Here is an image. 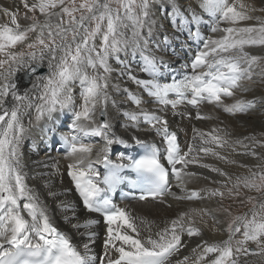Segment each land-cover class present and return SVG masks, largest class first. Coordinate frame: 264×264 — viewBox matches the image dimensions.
I'll use <instances>...</instances> for the list:
<instances>
[{
	"label": "snow or ice",
	"instance_id": "1",
	"mask_svg": "<svg viewBox=\"0 0 264 264\" xmlns=\"http://www.w3.org/2000/svg\"><path fill=\"white\" fill-rule=\"evenodd\" d=\"M22 2L28 12L33 13L31 17H26L32 22L25 27L18 23L16 13L0 7V12L10 19V24L0 25V264H250L248 257H258L260 264H264V201L254 203L249 213L232 219L227 239L211 244L202 241L191 250V255L173 261V257L178 256L184 247L182 235L201 236L200 229L193 226L191 218L186 224V214L182 213L169 226L158 231L154 238L147 221L117 207L111 198V194L125 182V177L121 175L124 168L136 174L132 187L139 190L140 201L156 200L169 194V170L162 159H166L171 166L177 187H181L182 191L185 190L186 177L201 175L186 171L191 164L224 177L223 181L213 182L227 189L229 197L239 196L241 186L249 191L264 192V157L257 156L242 140L235 141L242 148L238 154L252 156L261 163L255 166L257 171L240 165L248 168L249 174L237 176L233 181L227 172L201 162L199 156L203 153L224 163L235 164L236 161L216 150L228 147L236 153V147L226 136L219 135L216 129L211 133H198L200 144L189 145L182 153L176 133L169 130L168 120L155 111L143 109L142 98L125 87L126 99L139 111L121 110L127 122L124 126L140 131L141 124L147 125L144 130H154L157 136L162 137L166 147L162 154L156 144L133 135L131 139L144 150L143 155L130 158L127 165L113 164L108 155L114 144L128 145L127 140L113 132L108 118L109 102L113 108L120 110L116 101H110L107 91L110 75L114 71L108 62L110 57H115L122 65L121 75L127 74L129 80L155 104L164 109L170 106L173 114H177L175 110L180 105L188 104L197 109V119H206L200 115L199 105L205 102L222 105L224 98L232 97L234 90L241 88L242 81L253 80L254 67L264 59L245 51L246 46H264V20L250 15L257 9L246 7L239 0H199L198 7L209 18L205 21L191 4L182 9L177 0H34L31 5L27 0ZM113 3L116 7L112 6ZM155 6H159L161 14L168 13L174 32H187L188 37L197 42L190 64L191 73L180 79L173 78L170 83L159 80L161 69H166L168 65L148 50V37L157 27L153 20ZM259 11H264V8ZM37 12L42 20L37 17ZM248 20H257L258 24L239 26L240 22ZM204 23L209 24L212 33L223 35L219 38L204 37L199 28ZM222 24L229 26L221 27ZM129 28L131 37L122 31ZM145 29L147 36L142 35ZM98 37L99 44L96 42ZM179 38L176 36V39ZM200 41H203L202 47ZM129 49L133 57L139 52L141 71L148 78H137L119 59L118 54ZM45 61L47 75H40L39 69L45 66ZM88 69L92 70L91 74ZM21 73L32 82V89L21 88ZM259 75L264 76V72ZM76 81H79L81 89L79 109L72 94V85ZM112 87L120 90L119 85ZM33 107L37 121L51 119L56 112L67 110L72 114V134L62 137V144L65 158L77 159L68 164L67 174L82 199L84 209L103 217L106 236L99 256L92 250L96 233L91 229L100 221L87 218L81 223L74 206L70 202L59 201L58 207L65 214L66 222L77 232L85 229L80 232L86 237L81 252L53 224L47 204L26 183L20 146L26 131L23 120ZM253 107L255 102L241 100L225 105L223 111L235 115L247 113ZM81 121L93 126L86 127ZM83 137H100L104 141L95 161L90 159L93 145L85 143ZM260 146L264 147V144ZM124 158L120 156V159ZM85 159H88L86 165ZM100 163L107 169L103 175L94 166ZM57 165L58 162L51 167L58 172ZM48 166L45 164V167ZM45 186L49 187L50 197H57L58 193L51 190L47 181ZM202 191L192 190L176 199L225 198V191L219 188L204 194ZM254 199L249 197L248 202ZM224 211L231 215L228 209ZM141 225L144 231L149 232L147 237L142 236ZM238 233L241 234L240 239L236 238ZM249 244H254L255 248ZM242 257L245 259L242 260Z\"/></svg>",
	"mask_w": 264,
	"mask_h": 264
},
{
	"label": "bare ground",
	"instance_id": "2",
	"mask_svg": "<svg viewBox=\"0 0 264 264\" xmlns=\"http://www.w3.org/2000/svg\"><path fill=\"white\" fill-rule=\"evenodd\" d=\"M257 2V6L252 7L246 5V7L256 8L257 11L251 12L250 15L254 17H259L260 20H264V11H259L260 8H264V0H254ZM33 3L34 0H31ZM178 5L183 9L191 4V7L196 9L197 13L202 15L205 21H208L207 13L203 12L202 9L198 7L199 0H186V3H179ZM0 7L8 8L11 12L16 13V18H18L20 12L23 9L22 0H0ZM156 7V6H155ZM159 7V6H157ZM161 14L159 10H155L153 15V20L155 21L157 27L156 33L152 34L150 37L159 40L160 34H164L169 38V42L175 46L176 43H179L184 35L180 33L174 32L173 26L168 23L162 22L160 18ZM41 20L43 19L40 18ZM20 25H28L31 22H21L17 19ZM2 24H10V19L8 16L4 15L0 12V25ZM258 24L257 20H248L240 22L239 26H255ZM11 26V25H10ZM205 25L201 24L199 26L202 35L208 34L212 38H219L223 35L220 32L211 33L205 32ZM228 25H221V27H227ZM14 27V26H13ZM25 27V26H22ZM208 27V26H207ZM125 35L127 37H131V29H123ZM147 33V30H143V33ZM176 36H179V39H176ZM185 39V38H184ZM192 40V39H191ZM187 41V40H185ZM194 41V40H193ZM196 42V41H195ZM99 44V43H97ZM180 47V45H179ZM186 46H181V48L172 47L166 48L162 46H156L154 44L148 45L149 52L154 55L158 60H162L168 65L167 72L171 71L176 75L175 79L182 78L186 73H191V67L187 68L185 65H181L176 62V60H180L181 57L178 56L180 53L185 56L188 60L193 59L194 54L185 51ZM178 49V50H177ZM177 51V52H176ZM245 51L250 55H256L259 57H264V46H253V47H245ZM170 54V55H169ZM119 59L123 61L124 64L128 65L132 74H134L137 78L145 79L148 78L147 74L142 72L139 68L138 60L136 57H140L139 52L133 57L131 49L127 52H121L118 54ZM124 56V57H122ZM141 58V57H140ZM123 59H127L128 63L124 62ZM109 64L114 69L109 78L110 87L108 88V94L110 97V101H116V104L119 106L117 108H113L111 102H109L107 107L108 118L113 126V132L120 136L121 138L128 141L127 146L114 144L111 147V151L109 152V160L114 164H128L130 162V158L135 153V146H138L132 141L131 137L133 135L139 137L142 140H145L149 143H154L158 147H160L161 152L163 154V150L166 147V144L163 142L162 137L157 136L154 130L145 131L144 129L148 128L147 125H140L141 130L137 131L131 127H125L124 125L127 123L122 114L121 110L127 111H139L131 103L126 99V93L123 92V88H128L131 92L136 95H139L142 100L148 102L147 105L143 103L144 106H141L143 109L147 111H155L157 115L163 116L168 120L169 130L175 132L178 138V144L181 152H186L189 145H199L200 137L198 133H211L213 129L218 130V134L221 136H226L229 140L230 144L236 147V153L231 151V148L224 149H216L220 151L222 155H225L230 160L236 161L235 164H227L222 161L217 160L212 156H205L203 153H200L199 156L202 158L201 162L208 163L213 165L214 167L221 168L223 171L227 172L235 181L237 176H246L249 174L248 168L240 167V165H247L253 167L254 171L258 169L255 168L257 164H260L261 161L253 158L252 156L240 155L242 148L240 145H236V140H242L244 144H247L249 148L253 149L257 156L264 157V147H261V144H264V76L261 75H253L255 81L253 82L252 91L250 93L244 94L239 89L234 90V95L227 99L224 98V103L222 105H214L207 104L206 102L203 105H199V113L203 117H207V119H197L196 113L197 109L193 108L191 105L182 104L175 111L177 114H173V110L170 106L167 109H164L160 105H154L152 99L147 96L142 89L136 88L137 86L129 80L128 75H121L122 65L117 62L115 57L109 58ZM187 62V61H182ZM45 66L42 67L48 72V69ZM257 70V73L260 74L264 72V59H261L258 63V66L254 67ZM44 73V70L40 69L39 73ZM89 74H91L92 70L88 69ZM42 73V74H43ZM166 73V72H165ZM170 75V74H168ZM20 80L22 89H32V82H29L27 77L23 76ZM169 77V76H168ZM166 79H168L169 83L172 79L167 78L164 73L159 74V80L163 83H166ZM77 84L72 85V94L74 97L75 104L79 106L81 104L80 99V85L79 81H76ZM112 85H119L120 90L118 91ZM26 87V88H23ZM250 88V89H251ZM174 98V97H171ZM253 101L255 102V107L251 108L247 113H236L235 115H231L223 111V107L225 105H232L237 101ZM153 102V103H152ZM152 108V109H151ZM99 111V106L97 108ZM59 115V114H58ZM99 118V117H98ZM7 119V118H6ZM48 118L41 119L39 121L36 120V110L35 108H31L26 113L23 123L25 124V135L24 140L20 146V152L22 154V162L25 166L26 172V183L33 188L41 197V200L45 202L48 206L49 215L52 219V222L56 224L58 229L60 228L72 241V243L79 248L81 252H83V244L86 242V237L81 235L80 232L85 231V229H81L80 232L73 229L68 222L65 220V214L58 207L59 201H67L70 202L74 208L77 218L81 223L87 218H92L100 221L98 224L92 227V231L96 233L95 244L92 245L93 252L99 256L103 250V243L106 236V226L103 222V217L97 213H88L82 204V199L79 197L78 192L76 191L71 178L68 176V164L74 163L77 159L76 157L65 158V156L60 159L54 158L53 155L47 156L46 154H37L32 150L34 143L26 149V145L28 144V139L40 140L39 137L42 135L41 130L44 131L45 128H42V125L46 122ZM29 121L31 124L29 125ZM59 118L56 119V122L53 124H57ZM87 124V123H86ZM89 127H92V124H88ZM87 125V126H88ZM53 125L50 124L49 128H52ZM245 137H249L250 139L244 140ZM92 141V140H91ZM33 142V141H32ZM40 144V143H39ZM28 146V145H27ZM104 146V141L100 144L93 146V153L90 159L95 161L96 153L100 151V149ZM115 147H117V153L114 155ZM214 147V146H213ZM139 152L143 151L141 147L138 148ZM36 151V150H35ZM137 152V153H139ZM135 153V154H137ZM48 154V152H47ZM123 155L125 158L120 159V156ZM59 157V156H58ZM167 168L169 169V181L171 191L169 194H166L162 198H157L156 200H146V201H133L128 197H125V187L117 190L115 195L112 198L113 203L119 207L126 209L131 213L133 217L143 218L150 225L151 234L155 238V234L158 231L163 230L166 226H169L171 221L178 219L181 214H186L185 223L187 224L188 219L191 218L193 221V226L200 229L201 236L199 237H189L185 233L182 235V244L184 247L181 249L178 256L173 257V261L180 258L182 259L186 255H191V250L196 248L198 244H201L202 241H207L209 244L214 242H219L227 239V223L231 222L232 219L236 216L243 215L241 212L244 208L247 207V211L245 213H249V210L253 207L251 203L248 202L249 197H254L256 193V197L253 200L254 202L264 201V195H261L262 192L258 193L256 191H248V189L242 187V191L239 196L235 198L229 197L227 195V189L221 188V185L218 183H214L213 181L221 180L223 181L225 178L220 177L217 174L209 171L208 169L200 168L198 165H189L186 171H194L201 175L195 177H186V184L183 186L184 191L181 190V187H177V181L171 173V166L167 164L166 159H163ZM58 162V172L56 169L51 167L53 163ZM88 163V159H85V165ZM45 164H48V167H45ZM94 166L103 174V163L94 164ZM180 167L179 165L177 166ZM122 174L128 175V170L123 169ZM51 174V175H49ZM205 177H210L211 179H207ZM49 183V186L53 192L58 193L57 197L53 198L48 195L49 187L45 186V182ZM133 183L134 181H130ZM103 186V185H101ZM231 187V185H229ZM219 188L221 191H225V198L221 200L219 197L212 199H203L199 200H186V199H176L178 196H184L188 194L192 190H203L202 194L207 191ZM129 195L137 196L136 189L129 185ZM63 193V194H61ZM120 194L118 200L114 201V198ZM125 197L127 200H121L122 197ZM228 202L226 203V201ZM23 201H21V204ZM223 204L225 209H228L231 215H229L224 210H221L219 206ZM137 205V206H136ZM153 205V207H148ZM27 218L26 213H23ZM225 214V216H223ZM71 215V213H69ZM210 216L209 218L207 216ZM222 220L224 224L222 223ZM115 227V226H114ZM142 236L147 237L149 235L148 231H144V226L141 225ZM237 239L241 238V234L238 233L236 236ZM250 247L255 248L254 244H249ZM211 259V257H209ZM245 259L244 257L241 258ZM250 264H260L258 257H248Z\"/></svg>",
	"mask_w": 264,
	"mask_h": 264
},
{
	"label": "rangeland",
	"instance_id": "3",
	"mask_svg": "<svg viewBox=\"0 0 264 264\" xmlns=\"http://www.w3.org/2000/svg\"><path fill=\"white\" fill-rule=\"evenodd\" d=\"M27 2L29 3V5H31V0H27ZM177 2L179 3H186V0H177ZM239 3H242L244 4L245 6L246 5H249V6H252V7H256L257 5V2H255L254 0H239ZM22 6H23V9L22 11L20 12V14L18 15L19 17L17 18L19 21L21 22H32L30 19H27L26 17H31L33 15V13L31 12H28V10L24 7V3L22 2ZM113 7H116L115 3H113L112 5ZM155 10H159V7H155ZM161 14V13H160ZM37 17L40 19L42 18L39 13L37 12L36 13ZM162 19V22H166L168 23L167 26H171V23L169 22V18H168V13L167 12H164L163 14H161V17ZM165 24V23H164ZM204 27H205V32L207 33L208 31L211 32L209 30V24L208 23H204ZM222 25H227V24H222ZM21 26H27V25H21ZM208 26V27H207ZM229 26V25H228ZM156 33V29L154 28L153 29V32L152 34ZM212 33V32H211ZM144 36H147V33H143ZM160 38L159 40L155 39V38H151V37H148V40H149V43L150 44H154L156 46H162V47H166V48H172V47H177V48H181V46H188L186 47L185 51L188 52V54H190V52L192 54L195 53V50L197 48V42L191 40L189 37H188V33L185 32L184 35L182 36L183 38L181 40H179L180 42L179 43H176L175 46L173 44H171V42H169V38L164 35V34H160L159 35ZM204 37H210V35L208 34H205L203 35ZM165 37H167V40H165ZM185 38V39H184ZM187 40V41H185ZM97 43L100 42L99 40V37L97 38ZM200 46L202 47V44H203V41H200L199 42ZM180 45V47H179ZM178 50V49H177ZM177 52V51H176ZM170 55V54H169ZM180 58V60H176L177 63L181 64V65H185V64H188V66H190L191 64V61L190 60L188 62L187 58L185 56L187 55H182L179 53L178 54ZM124 57V56H122ZM137 58V62L139 64V68L141 69V58L140 57H136ZM124 62L128 63L127 59H123ZM163 60V59H162ZM182 61H187V62H182ZM42 70H44V73H39L40 75H47V72L44 68H40ZM167 68L164 69L162 68L161 69V72L160 73H164L167 78H170V79H173V78H176V75L173 74L171 71L167 72ZM166 72V73H165ZM253 75H259L257 73V70L254 68L253 69ZM170 74V75H168ZM169 76V77H168ZM169 80L166 79V83H169L168 82ZM255 81V78L253 76V80L252 81H249V80H244L241 82V88H239V91H242V93L244 94H247V93H250L252 91V86H253V82ZM161 83H163L162 81H160ZM74 84H77V82H75ZM21 86V84H20ZM23 88H26L23 86ZM137 88V87H136ZM251 88V89H250ZM27 89V88H26ZM242 89H247V91H243ZM227 99V98H225ZM148 102H144L145 105H147ZM153 103V102H152ZM154 105H157L155 103H153ZM208 104V103H207ZM76 108L79 109V106L77 105V103L75 104ZM141 106H144L143 104ZM201 106V104H200ZM152 109V108H151ZM59 114V115H58ZM231 116V115H230ZM232 117V116H231ZM59 118V121L57 122V124H53V122H56V119ZM99 119V118H98ZM207 119V118H206ZM205 120V119H204ZM72 123V114L71 112L69 111H65L64 113H60V112H56V113H53L52 114V118L51 119H47L46 122L42 125V128H45L44 131L41 130L40 133H42V135L39 137L40 140H33V139H28V146L26 145V149H28V147H30L31 144L34 143V146L32 147V150H34V152H36L37 154H46L47 156L49 155H53L54 158H57V159H60L61 160V157L62 156H65V149H64V146L62 144V137L64 136H69L71 135V128H70V125ZM81 124H84L86 127H89V123L88 122H85V121H81L80 122ZM87 123V124H86ZM53 125L52 128H49V126ZM88 125V126H87ZM90 128V127H89ZM84 139V142L85 143H90L92 144L93 146L94 145H97V144H101L103 142V140L100 138V137H83ZM92 140V141H91ZM33 141V142H32ZM40 143V144H39ZM135 153H137V151L139 150V146H135ZM36 150V151H35ZM117 147H115V152H114V155L117 153ZM48 152V154H47ZM134 153V154H135ZM133 154V153H132ZM59 156V157H58ZM171 189V188H170ZM242 191V187H240L239 189V192ZM249 191V190H248ZM120 194H118L115 198H114V201L118 200V196ZM124 195H126V193H124ZM261 195H264V192L261 193ZM123 201H126L127 199L123 196H121ZM256 197V193L254 195V198ZM264 198H262L263 200ZM130 200H133L135 201V199H130ZM197 202L199 201V199L196 200ZM226 201V200H225ZM228 201H226L227 203ZM256 203L254 201L251 202V205L253 206V204ZM229 204V202H228ZM137 206V205H136ZM148 207H153V205H150ZM219 208L221 210H224L225 209V206L223 204H221V206H219ZM247 211V207L243 209V211L241 212V214H245V212ZM223 216H225V214H223ZM208 218L210 217L209 215L207 216ZM222 223L224 224L223 220H222ZM229 223H227V225L229 226ZM54 224V223H53ZM55 226H57L56 224H54ZM225 225V224H224ZM59 227V226H57ZM228 228V227H227Z\"/></svg>",
	"mask_w": 264,
	"mask_h": 264
},
{
	"label": "water",
	"instance_id": "4",
	"mask_svg": "<svg viewBox=\"0 0 264 264\" xmlns=\"http://www.w3.org/2000/svg\"><path fill=\"white\" fill-rule=\"evenodd\" d=\"M40 70V69H39ZM43 73V72H42ZM27 79V77L24 79V80H26Z\"/></svg>",
	"mask_w": 264,
	"mask_h": 264
}]
</instances>
